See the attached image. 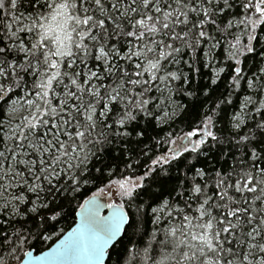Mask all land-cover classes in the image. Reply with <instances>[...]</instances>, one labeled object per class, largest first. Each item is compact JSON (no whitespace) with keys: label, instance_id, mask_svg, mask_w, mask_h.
<instances>
[{"label":"snow or ice","instance_id":"obj_1","mask_svg":"<svg viewBox=\"0 0 264 264\" xmlns=\"http://www.w3.org/2000/svg\"><path fill=\"white\" fill-rule=\"evenodd\" d=\"M0 264H264V0H0Z\"/></svg>","mask_w":264,"mask_h":264},{"label":"trees","instance_id":"obj_2","mask_svg":"<svg viewBox=\"0 0 264 264\" xmlns=\"http://www.w3.org/2000/svg\"><path fill=\"white\" fill-rule=\"evenodd\" d=\"M72 225V217H69L66 224H65V227H68V226H71Z\"/></svg>","mask_w":264,"mask_h":264}]
</instances>
